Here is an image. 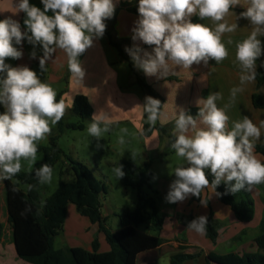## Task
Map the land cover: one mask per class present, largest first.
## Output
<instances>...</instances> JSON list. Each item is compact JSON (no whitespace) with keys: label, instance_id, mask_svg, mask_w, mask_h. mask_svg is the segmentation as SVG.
Listing matches in <instances>:
<instances>
[{"label":"clouds","instance_id":"1","mask_svg":"<svg viewBox=\"0 0 264 264\" xmlns=\"http://www.w3.org/2000/svg\"><path fill=\"white\" fill-rule=\"evenodd\" d=\"M119 0H40L42 9L29 0H15L16 13L24 14L23 26L12 17L0 19V180L11 179L20 171L21 159H36L37 142L50 133V125L58 122L65 112L64 101L57 100L54 88L43 82L37 72L26 65L12 66L13 60L23 56V43L32 46L30 59H36L39 68L53 59L57 49L63 50L69 71L82 80L84 71L78 57L103 37L106 24L114 14ZM240 0H138V18L131 29V47H125L135 68L145 76L164 78L179 66L190 69L193 64L206 66L209 60L222 61L228 51L222 42L224 33L234 32L237 23L224 18ZM244 11L236 18H245L250 25L246 38L236 43L235 59L239 64V84L230 89V100L243 91V85L255 79L258 58L264 56V45L258 37L264 36V0H246ZM49 12L51 14H49ZM195 14L200 19L210 18L213 28L193 23ZM151 46L147 50L135 43ZM229 43L231 41L229 40ZM37 47L40 55H37ZM219 92H211L196 101L195 116L178 108L174 117L170 148L182 157L187 166L173 170L175 179L169 185L165 200L169 204L184 201L189 195L199 197L209 186L205 170L213 176L214 192L221 183L226 193L251 191L264 184V163L256 159L255 144L260 140L264 121L259 126L247 116L229 120L226 109L218 107ZM149 123L160 117L161 102L146 96L142 105ZM111 116L102 110L94 113L87 133L97 138L110 131ZM126 128H121L120 144H124ZM97 147L101 145L97 144ZM123 165L113 168L119 180L125 173ZM53 169L41 164L34 170L39 184L51 181ZM217 196L220 193H216ZM208 219L201 215L187 223V230L205 235Z\"/></svg>","mask_w":264,"mask_h":264},{"label":"crops","instance_id":"2","mask_svg":"<svg viewBox=\"0 0 264 264\" xmlns=\"http://www.w3.org/2000/svg\"><path fill=\"white\" fill-rule=\"evenodd\" d=\"M29 3L42 9L40 0H29ZM137 3L138 0H119L115 5L113 17L105 21V29L113 34L130 63L120 57L119 52L110 44L108 37L104 33L102 38L94 40L93 45L78 57L81 68L84 71L82 80L74 77L69 71L66 55L60 49L56 50L53 54V59L47 61L44 69L41 70L38 60L29 58L32 46L23 43V56L17 60L12 59L11 64H9L12 66L26 65L37 72L43 82L58 87L56 98L61 95L65 109H71L75 98L82 95L88 99L91 107V117L94 113L102 110L111 116V119L108 121L111 129L113 126L121 124L132 128L134 133H136L137 143L143 149L140 157L134 153V157H139L141 164H137L136 161L132 160V155L130 154L122 155L120 161H130L139 166L149 163L152 173L151 178L155 177L157 181L156 187L158 190L156 192L159 195L158 207L160 212L162 214H166L167 212L176 214L184 211L185 213L186 209L184 205L189 203L190 198L193 196L189 195L184 201L174 204H169L165 200L169 185L175 179L174 175L170 173H173L174 168L177 166L173 167L167 161L166 163L163 162L161 167L168 171V173H166V176H158L155 162L152 160V158L163 154L164 147L170 146L174 139L172 129L177 109L183 108L189 114L195 116L198 111L196 101L206 97L211 92H219L221 98L216 101L217 106L223 107L225 104H229V107L226 109V114L229 117L227 122L229 129L233 121L239 120L243 116H247L257 126L264 121V109H258L253 104V95L256 92L260 93L264 100V85L258 90L256 78L252 82L243 85V91L237 93L234 100H230V89L239 84L240 69L235 59V46L237 42L246 38L250 32L248 20L236 18V15L239 16V13L244 11L243 6H246V0H240V3L234 9H230L229 14L224 18L228 23H237L238 28L234 32L224 33L222 36V42L228 51V55L222 61L216 63L210 59L208 65L205 66L201 62V64H193L190 69L172 66L170 72L164 78L159 79L154 76H145L142 71L133 66L130 57L124 51L125 47H131L133 44L131 29L134 27V21L138 18ZM14 6L15 0H0V19L12 17L20 21L23 26L24 14L22 12L16 13ZM49 14L51 13L49 12ZM191 19L193 23L204 24L209 28H213L215 23H217L213 22L210 18L200 19L195 14H193ZM258 38L261 39L262 45H264V36ZM229 40L231 43H229ZM135 43L139 44L142 48L151 50V46L149 45H144L139 41ZM36 51L39 56L41 53L38 47ZM124 63L129 64V71L125 69ZM261 67H264V56L257 59L255 73ZM122 74L124 77H122ZM138 79H141L151 87L162 99V114L153 124L160 125L165 131L156 129L149 136L144 135L143 131L146 120L142 105L145 97L141 90L137 88L138 85L135 86V83H138ZM0 109L3 110L2 107ZM260 144H264V130H261L260 140L255 145ZM254 154L256 159L264 163L263 155L256 152ZM117 164L116 162L110 163L112 166H116ZM178 166L187 165L186 163H182ZM208 188L206 187L205 189L208 191ZM191 206L189 205V212L192 210ZM66 209L67 215L62 230L66 237H61V233L56 237L55 247L57 249L71 247L82 248L92 252L94 251V240L97 238L98 252L105 253L110 251L111 248L106 242L105 236L99 233L97 225L92 224L87 218L81 216L74 204L69 203ZM223 210L224 212H221V216L222 218H230V225L220 228L216 242H212L206 234L201 236L196 233H189L186 240L180 238L168 240L167 238L164 239L163 235H161L159 237L163 239L162 245L157 249L141 253L137 258L136 264H140V258L148 252L156 250L161 252L166 248L173 255L178 252L180 247L185 248V253H202L203 257L202 259L200 258V264H203L205 254L216 249L223 242H231L235 246L234 253L238 255L257 252L259 249L255 243V239L258 236L245 241L242 238L250 230L251 225L249 223L252 221L248 223L250 226L247 229L243 223L236 219L233 212L229 213L227 209ZM101 212L102 220L106 223L107 218L102 209ZM209 214L208 210L200 205L195 207L190 215L192 219L201 215L206 216L208 219ZM218 216L216 214L215 217ZM168 217L172 218L170 215ZM192 219L190 218L188 222ZM4 221L6 224L0 243V263L29 264L18 258L16 254L11 231L7 223L4 183L3 180H0V222L4 223ZM191 262L199 264L197 260ZM146 264H153V262L147 260Z\"/></svg>","mask_w":264,"mask_h":264},{"label":"trees","instance_id":"3","mask_svg":"<svg viewBox=\"0 0 264 264\" xmlns=\"http://www.w3.org/2000/svg\"><path fill=\"white\" fill-rule=\"evenodd\" d=\"M104 33L110 44L117 49L120 57L130 63L113 34L106 29ZM255 78L259 90L264 85V67L256 71ZM138 84L144 97L151 96L161 102L162 99L141 79H138ZM57 100H61V95ZM253 104L258 109H264V100L260 93L256 92L253 95ZM71 111L83 120L91 119V107L85 96L79 95L75 98ZM145 120L143 131L145 136H149L156 129L165 131L160 125L149 123L147 113ZM66 129L84 130L85 127L83 124L65 123V115H63L57 122L58 134L50 137L48 146L37 147V151L43 154L41 164L46 163L53 168L61 160L63 151L58 145V139ZM254 152L264 156V144L255 145ZM67 160V166L75 174L74 181L60 180L57 190L44 202H41L40 184L34 177V172L19 171L11 179L3 180L7 223L18 258L29 264H136L141 253L157 249L162 245L163 239L159 236L139 230V227L145 223L147 230H156L163 226L165 220L156 199L144 194L146 188H151L152 173L149 163L143 166L126 160L118 163L123 165L122 170L125 173L120 178L121 183L139 192V204L134 211L119 216L121 228L112 232L102 220L101 196L108 191L106 184L99 180L87 165L72 158ZM205 173L211 187L213 176L208 171ZM21 186H26V189H22ZM257 186L264 193V184ZM215 193H220L217 196L219 201L231 209L238 221L243 224L252 221L254 205L252 198L238 199L235 193H226L223 183L217 186ZM200 197L201 194L199 197L194 196L193 200H199ZM69 203L76 206L81 216L98 226L99 233L105 236L111 248L110 251L98 252L97 238L94 240L92 252L82 248L55 247V239L64 228L66 207ZM3 235L4 224L0 222V243ZM206 236L213 242L218 238V229L212 214L208 217ZM255 243L259 249L255 253L216 255L209 252L205 256L206 264H264V218L261 233L255 239ZM184 250V247H180L178 252L171 256L170 264H187L200 257V253L189 254Z\"/></svg>","mask_w":264,"mask_h":264},{"label":"rangeland","instance_id":"4","mask_svg":"<svg viewBox=\"0 0 264 264\" xmlns=\"http://www.w3.org/2000/svg\"><path fill=\"white\" fill-rule=\"evenodd\" d=\"M12 61L11 58H5L6 63H10ZM11 64V63H10ZM125 69L129 71V64H123ZM122 77L124 75L122 74ZM47 83V82H46ZM138 85V86H137ZM52 86V85H51ZM135 86L140 89L138 83H135ZM57 93L58 87L52 86ZM65 123L67 124H83L84 130H69L66 129L64 133L59 135L58 145L63 151V156L60 161H58L53 169V176L50 182L45 184H40V195L41 202H44L49 196H51L58 188L60 180L66 182H72L75 179V174L71 168L67 166L68 160L67 158H72L75 161L81 162L87 165L94 175L101 181H103L107 186V193L101 196V204L104 215L106 216V227L111 231H117L121 228L120 224V215H123L127 212L134 211L138 204V196L139 192L133 188H127L123 186L120 179L113 173V168L116 166L110 165L111 162L120 163V158L122 155L130 154L132 155L131 159L136 161L137 164H141L139 161L140 155L143 153V149L139 143H137L136 133L134 130L125 124L115 125L110 131L104 133L97 141V138L90 136L87 133V127L90 120H83L79 116L75 115L71 109H65ZM121 128H126L128 131L124 135V144H120L118 142L119 136L122 135L120 132ZM50 133L47 134L46 138L37 142V147L39 146H48L50 137L53 135H57V122L55 124L50 125ZM137 140V141H136ZM97 144L101 145V147H97ZM163 154L160 156H156L152 158L156 165V171H158V176H166V171L161 167L163 162L169 163L170 166H178L182 163H186L182 157H178L175 155V151L170 148V146L164 147ZM134 153H136L139 157H134ZM165 153V154H164ZM43 161V154L39 151L36 153V159L34 161L29 162L28 160L21 159V168L20 171L23 172H34L36 168L39 167L41 162ZM207 172V170H205ZM173 174V173H170ZM157 181L156 178L153 177L150 180L151 188H146L144 190V194L146 196H153L158 204L159 195L156 192ZM207 189H202L200 192L201 197L199 200H193V197L190 198L189 203L184 205L186 211H180L176 214H172L167 212L166 214H162L164 217V226L157 228L156 230L149 231L147 230V223L141 225L139 230L144 233H149L154 236L163 235L164 239L175 240V238H180L182 240L188 239L187 234H195V232L187 230L186 226L191 217V212L195 207L202 205L205 207L210 214L213 215L214 224L217 225L218 232L222 226L230 225V218L224 217L222 218L223 209H227L229 213H232L231 209L222 204L214 190L208 186ZM22 189H26V186H21ZM235 196L240 199H246L250 197L253 199V219L252 222L249 223L251 228L247 231V234L243 236V240H250L252 238H256L261 233V224L264 218V193L263 190L254 186L251 191L241 190L235 193ZM189 205L191 206V211L189 212ZM220 212V213H219ZM209 214V215H210ZM218 214V217H215ZM172 216L170 219L168 216ZM178 217V218H177ZM175 220H174V219ZM216 219V220H215ZM224 219V220H223ZM4 226L6 222L4 221ZM248 223L243 224L245 228H249ZM254 226V227H253ZM247 228V229H248ZM254 228V229H253ZM6 229V228H5ZM177 229V230H176ZM61 237H66L64 232H60ZM217 241V240H216ZM213 242V241H212ZM176 252V251H174ZM216 255H226L228 253L235 252V246L231 242H223L221 245L217 246L216 249L210 251ZM199 252H196L198 254ZM209 253V252H208ZM207 254V253H206ZM205 254V256H206ZM172 253H169L166 248L161 252L151 251L146 253L144 256L140 258V264H146L147 260L152 261L153 264H170V258ZM203 255L200 253V257L197 259V262L200 264ZM2 264V263H0ZM11 264V263H8ZM187 264H195L193 262H188ZM203 264H206V260L204 259Z\"/></svg>","mask_w":264,"mask_h":264}]
</instances>
